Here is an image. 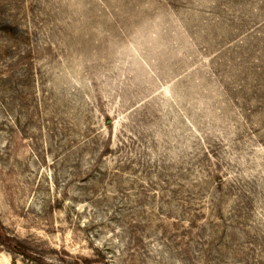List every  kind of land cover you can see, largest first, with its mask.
Returning <instances> with one entry per match:
<instances>
[{
  "label": "rangeland",
  "instance_id": "1",
  "mask_svg": "<svg viewBox=\"0 0 264 264\" xmlns=\"http://www.w3.org/2000/svg\"><path fill=\"white\" fill-rule=\"evenodd\" d=\"M0 264H264V0H0Z\"/></svg>",
  "mask_w": 264,
  "mask_h": 264
},
{
  "label": "trees",
  "instance_id": "2",
  "mask_svg": "<svg viewBox=\"0 0 264 264\" xmlns=\"http://www.w3.org/2000/svg\"><path fill=\"white\" fill-rule=\"evenodd\" d=\"M0 243L5 244V245H10L12 250H14L16 252H21L24 255H27L25 246L22 245V243H18V244L13 243L12 237H10L6 234L1 223H0ZM90 263H91V260L86 259L85 264H90Z\"/></svg>",
  "mask_w": 264,
  "mask_h": 264
}]
</instances>
